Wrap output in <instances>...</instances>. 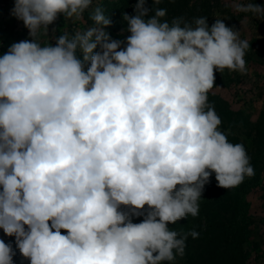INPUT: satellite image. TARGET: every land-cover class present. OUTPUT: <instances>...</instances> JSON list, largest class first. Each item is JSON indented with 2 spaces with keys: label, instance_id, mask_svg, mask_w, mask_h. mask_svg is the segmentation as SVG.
<instances>
[{
  "label": "clouds",
  "instance_id": "1",
  "mask_svg": "<svg viewBox=\"0 0 264 264\" xmlns=\"http://www.w3.org/2000/svg\"><path fill=\"white\" fill-rule=\"evenodd\" d=\"M145 3L123 14L125 40L97 7L94 26L53 45L41 34L93 0H15L32 39L0 55V229L30 264H174L199 233L169 225L198 215L211 175L228 189L255 174L208 103L215 71L246 72L248 41ZM14 255L0 240V264Z\"/></svg>",
  "mask_w": 264,
  "mask_h": 264
},
{
  "label": "rangeland",
  "instance_id": "2",
  "mask_svg": "<svg viewBox=\"0 0 264 264\" xmlns=\"http://www.w3.org/2000/svg\"><path fill=\"white\" fill-rule=\"evenodd\" d=\"M119 2L120 6H116L118 10H114ZM249 2L264 7V0H189L196 13L192 20L207 17L209 27L216 19L223 20L226 26L239 32L241 40H247L249 44L244 57L246 72L242 74L228 69L215 71V76L222 79L223 83L215 82L208 95L214 97V101L222 100L221 103L227 107V114L222 116L217 112V106L210 104L222 122L220 131L236 136L240 143L253 148L254 156L258 157V163L262 165L253 188L243 200L245 209L239 214L237 224L242 229L244 248L248 252L247 264H264V145L258 150L260 140L257 134V127L264 124V15L235 10L237 3ZM14 4L15 0H0V55L6 53L11 44L32 39L23 21L12 14ZM135 4L124 3L123 0H93L83 19L74 21L60 15L49 25L48 36L41 34L39 40L43 44L50 42L55 45V36L67 33L71 38L76 32H83L94 26L90 16L97 7L111 20L110 26L105 29L110 36L115 39L112 35L122 33L127 37L130 33L126 31L127 22L123 19V14L134 16ZM145 7L150 10L151 15L154 7ZM165 19L169 20L170 15L167 14ZM132 219L142 221L143 216H133ZM0 240L10 244L15 252L13 264H30L20 254L14 236L6 235L0 229ZM176 258L184 259V255Z\"/></svg>",
  "mask_w": 264,
  "mask_h": 264
},
{
  "label": "trees",
  "instance_id": "3",
  "mask_svg": "<svg viewBox=\"0 0 264 264\" xmlns=\"http://www.w3.org/2000/svg\"><path fill=\"white\" fill-rule=\"evenodd\" d=\"M123 1L124 3L137 2V0ZM146 5L166 9L167 14L170 15L168 21L175 17H183L186 21L191 22L192 17L196 14L195 8L189 3V0H160L159 4H153V0H146ZM116 6H120V2L115 5L114 10H118ZM112 36L118 40L126 39L122 33ZM218 81L223 83L222 79L215 76V82ZM213 98L208 95V103L217 106V112L225 116L227 107L221 103L222 100L215 99V102ZM257 128L260 140L258 150H260V147L264 145V124ZM224 134L230 142L240 143L236 136ZM243 145L250 157V164L254 168V176L245 177L238 186L225 189L217 185L215 174L211 175L199 201L198 215L196 217L188 215L177 221L176 224L169 225L170 228L181 234L191 230L199 233L198 238L189 237L187 239L184 259L176 258L174 264H247L248 252L244 248L242 229H239L237 219L245 209L243 200L253 188L262 165H259L258 157L254 156L253 148ZM121 210L127 211L123 206ZM132 221L134 223L141 222L139 219H132Z\"/></svg>",
  "mask_w": 264,
  "mask_h": 264
}]
</instances>
